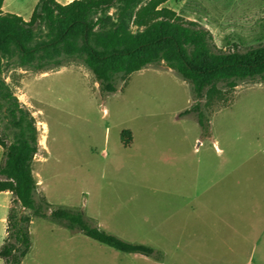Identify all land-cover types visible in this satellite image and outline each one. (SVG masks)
<instances>
[{"label":"rangeland","instance_id":"obj_1","mask_svg":"<svg viewBox=\"0 0 264 264\" xmlns=\"http://www.w3.org/2000/svg\"><path fill=\"white\" fill-rule=\"evenodd\" d=\"M5 1L9 13L23 18L39 2ZM167 6L208 28L224 51L264 46V0H171ZM137 31L129 22L112 33L97 27L91 43L106 52L129 44ZM50 39L41 27L26 46ZM71 45L84 55L80 38ZM21 55L14 41L0 46V132L8 133L9 143L19 135L5 97L8 84L37 122L38 196L46 195L53 209L80 210L107 232L163 253L161 261L123 253L35 218L23 264H264L263 79L240 82L228 101L208 106L201 100L210 120L207 136L196 115L181 116L195 104L193 89L164 62L119 76V91L102 95L81 59L38 72V57L22 67ZM125 130L135 138L131 148L122 143ZM10 200L0 192V247Z\"/></svg>","mask_w":264,"mask_h":264},{"label":"trees","instance_id":"obj_2","mask_svg":"<svg viewBox=\"0 0 264 264\" xmlns=\"http://www.w3.org/2000/svg\"><path fill=\"white\" fill-rule=\"evenodd\" d=\"M169 1L74 0L64 5L57 0H40L30 21H26L20 15L5 13V0H0V46L9 41L17 43L22 54V67L31 56H37L38 72L61 68L81 59L94 74L102 95L119 91V76L127 78L152 64L164 62L193 89L195 104L181 116L196 115L208 136L210 120L203 111L201 100L207 99L208 106L228 101V96L236 91L240 82L264 80V46L245 51L235 46L224 51L217 46L208 28L169 8ZM113 10L117 12L111 14ZM128 22L138 30L129 44L101 52L91 43V37L97 36V27L100 33H112L115 28H124ZM41 27L49 31L50 41L28 48L26 43ZM75 38L81 39L84 55H77L73 49L71 42ZM4 87L12 126L19 132L12 143H9L8 133L0 132V147L4 150L0 192H10L14 196L7 218V237L0 247V258L5 264H23L30 254L34 218L50 220L71 231L81 232L117 251L161 261L163 253L154 247L125 241L94 224L84 212L64 207L53 209L46 196H38L34 172L40 151L37 122L31 110L19 102L12 88L8 84ZM121 139L127 148L134 141L129 130L122 132ZM27 210L31 214L25 213Z\"/></svg>","mask_w":264,"mask_h":264},{"label":"crops","instance_id":"obj_3","mask_svg":"<svg viewBox=\"0 0 264 264\" xmlns=\"http://www.w3.org/2000/svg\"><path fill=\"white\" fill-rule=\"evenodd\" d=\"M40 1V0H39ZM58 2H60L61 4H64V5H66V4H69V3H71V2H73L74 0H57ZM5 3H6V1H5ZM39 3V2H38ZM37 6V5H36ZM36 8V7H35ZM34 10L35 9H33V11H32V13H30V18H24L26 21H30V19H31V17H32V15H33V12H34ZM3 11L5 12V13H9L8 11H7V9H6V5H4V7H3ZM19 15V14H18ZM134 142H135V138H134V141H133V144H134ZM133 144H132V146H133ZM131 146V147H132ZM125 147V146H124ZM131 147H129V148H131ZM125 148H127V147H125ZM9 197H11V200H10V202H11V204H12V201H13V199H14V196H13V194L12 193H10V192H5ZM46 196V195H45ZM47 197V196H46ZM47 199H48V197H47ZM49 200V199H48ZM221 203V202H220ZM220 206H221V204H220ZM35 219V218H34ZM34 219H33V222H34ZM33 222H32V224H33ZM32 226V225H31ZM6 236H7V233H6ZM103 245V244H102Z\"/></svg>","mask_w":264,"mask_h":264}]
</instances>
